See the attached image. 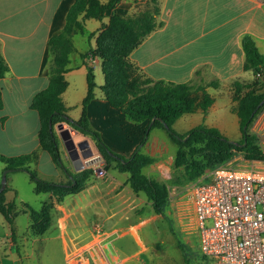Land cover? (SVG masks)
<instances>
[{
	"label": "crops",
	"instance_id": "crops-1",
	"mask_svg": "<svg viewBox=\"0 0 264 264\" xmlns=\"http://www.w3.org/2000/svg\"><path fill=\"white\" fill-rule=\"evenodd\" d=\"M107 1L100 0L101 3ZM73 2L0 0V52L8 66V72L0 79V155L17 157L37 152L38 159L30 163L29 168L43 179L46 174L39 170V163L45 159L52 167L54 183L67 181L49 155L39 147L38 115L30 109V102L48 84L52 60L48 40L63 29ZM143 4L141 0H118L105 11L102 20H83L82 31L72 34L74 50L68 56L64 75L67 87L61 96L70 119L76 121L80 117L87 91V69L81 55L94 49L102 26L112 15H132ZM159 7L158 21L163 25L132 51L130 61L146 77L154 80L192 85L217 82L215 88L206 89L213 98L209 110L204 114L182 115L173 123V130L185 134L197 126L215 128L230 142H239L242 135L239 118L233 111L237 102L232 101V86L234 81L248 83L254 78L252 71L243 69L241 39L244 36L254 41L264 58V0H159ZM90 59L88 63L91 65ZM92 70L96 87L86 110L90 128L100 135L112 152L124 158H129L137 150L155 159L150 166L151 171L144 174L160 181V177L153 175H161L163 168L173 162L176 147L166 131L160 128H153L146 142L141 144L147 122L132 123L112 109L101 90L104 80L100 61L95 62ZM222 93L226 94L227 101L219 104L217 99ZM73 97H76L74 102ZM71 109L76 111V115H69ZM184 126L188 129L183 130ZM91 146L95 147L93 141ZM60 152L68 171L77 172L64 146ZM1 164L0 178L5 167ZM10 173L6 174L7 202L13 201L7 197L8 193L15 194V190L8 187ZM126 178L128 174L115 170L100 177L94 170L93 178L81 192L67 195L61 202L48 194L43 203L53 202L50 220L53 233L46 239L58 242L65 262L68 256L79 252L89 255L92 264L136 262L139 254L156 250V246L149 249L141 240L139 232L143 227L160 217L166 218L165 215L177 222L176 200L173 202L169 198L165 215H157L142 194H135L129 188ZM4 224L8 228L4 218L0 219V244L3 245L0 264L22 262L26 256L25 248L22 247L24 253L15 251L20 258L17 261L13 257V249L16 250L14 230H6ZM186 257L185 264L186 260L189 261Z\"/></svg>",
	"mask_w": 264,
	"mask_h": 264
},
{
	"label": "trees",
	"instance_id": "trees-1",
	"mask_svg": "<svg viewBox=\"0 0 264 264\" xmlns=\"http://www.w3.org/2000/svg\"><path fill=\"white\" fill-rule=\"evenodd\" d=\"M141 1H144L142 8L132 15H112L107 24L102 26L94 49L81 55L87 69V91L81 104V115L76 121L69 118L61 99L67 87L64 75L67 72L68 56L74 50L71 36L77 31H82L83 20H102L105 11L118 0H108L106 3H101L100 0H74L67 11L63 29L49 38L48 49L52 60L48 84L45 89L32 97L30 109L36 111L38 115L37 138L40 149L66 173L68 180L66 183H54L39 179L36 172L29 168L30 163L37 161V152L17 157L0 155V162L5 165L4 170L24 171L29 174L34 183L35 194H49L57 202H61L67 195L81 192L94 176L92 167H85L75 173L65 168L54 127L58 124H66L93 141L104 161L106 172L115 170L128 174L126 184L135 194H142L150 202L155 214L163 215L168 206L169 189L166 183L148 178L142 171L154 159L137 150L129 158H124L112 152L100 135L90 128L86 110L88 103L94 97L96 85L88 60L93 57H97L100 61L104 80L101 90L108 105L132 123L147 122L141 144L146 142L153 128L166 131L176 147L173 166L175 169L182 170L181 176L185 182L190 183L200 179L207 171L229 162L237 153H242L247 160L264 158L257 143L258 138L251 131V124L256 115L264 108V101L262 102L264 100V58L258 52L254 41L249 36L241 39L244 52L243 69L252 71L254 78L248 83L234 81L232 86V101L237 102L233 111L239 118L241 140L237 143L230 142L217 129L203 126L192 128L185 134H178L172 128L173 123L185 114L206 113L213 104V98L209 96L206 89L215 88L217 82L192 85L154 80L146 77L134 66L129 59L132 51L142 43L145 37L163 25L161 21H158L159 0ZM7 72L8 66L0 52V79L4 78ZM7 190L5 187L0 192V215L13 232L15 203L6 201ZM24 206V212L29 214L31 221L30 234L32 236L44 234L50 225L53 202L42 203L38 210L32 209L27 204ZM186 264H189V261L186 260Z\"/></svg>",
	"mask_w": 264,
	"mask_h": 264
},
{
	"label": "built area",
	"instance_id": "built-area-1",
	"mask_svg": "<svg viewBox=\"0 0 264 264\" xmlns=\"http://www.w3.org/2000/svg\"><path fill=\"white\" fill-rule=\"evenodd\" d=\"M97 60L91 58L90 66ZM252 129L264 154V113ZM104 174L97 169L98 176ZM178 194L171 199L177 201V220L196 235L205 264H264V161L233 158ZM66 262L92 264L89 255L80 252Z\"/></svg>",
	"mask_w": 264,
	"mask_h": 264
},
{
	"label": "rangeland",
	"instance_id": "rangeland-1",
	"mask_svg": "<svg viewBox=\"0 0 264 264\" xmlns=\"http://www.w3.org/2000/svg\"><path fill=\"white\" fill-rule=\"evenodd\" d=\"M142 8V7H141ZM75 85V84H74ZM77 85V83H76ZM218 97V103L223 104L227 101V96L225 93H222ZM74 98L72 102H74ZM264 113V108L256 115L255 120ZM69 115H76V111L71 109L69 111ZM65 128H70V126L63 124ZM252 125V124H251ZM173 128V127H172ZM188 129V126H184L183 130ZM182 130V129H179ZM54 131L59 139L58 132L54 127ZM252 133H254L258 140L257 143L259 148L262 150L258 133L253 131L251 127ZM74 141L79 142L83 139H87L90 143L92 140L89 137L83 136L82 134H78L75 130L72 129L71 131ZM59 146L60 148L63 146L62 142L59 139ZM92 151L94 153V157H98L96 161H94L90 166L94 170L97 169H104L105 164L99 153L97 152L95 147H92ZM263 154V152H262ZM264 156V154H263ZM233 158H244L242 153H237ZM232 158V159H233ZM62 162L65 166V162L61 156ZM231 159V160H232ZM245 159V158H244ZM247 160V159H246ZM264 161V158L261 159ZM256 160V161H261ZM254 161V160H252ZM154 161L148 165L147 167L143 168V173L150 172V166L153 165ZM2 166L0 162V167ZM31 167H34L31 166ZM58 171L64 176V179H67L66 173L59 167ZM66 169H68L65 166ZM31 169V168H30ZM34 171V169H31ZM39 170L46 174V176L42 177L45 181L48 182H55L54 175L52 172V167L50 164L47 163L45 159H41L39 163ZM4 171V170H3ZM181 169H175L173 166V162L168 165V167H164L162 170L161 175L157 176L156 174L153 175L155 178L160 177V182L166 183L169 189V196H168V204L169 198L174 199L175 195L178 194L182 196L184 194L185 189L192 183V182H185L181 176ZM9 180H8V187L14 189L15 192L8 193V198L15 202V216H14V242L16 243V250H14L13 257L20 261L19 256L15 251H22L24 253V246L25 248V257L22 259V262H15L14 264H66L64 260V253L61 250L57 241L53 239H46L47 237L51 236L53 231V226L50 225L49 229L46 231L44 236H32L29 232V225L31 223L29 214L24 212L25 204L29 205L32 209L38 210L40 209L42 203L47 200L48 194H35L33 192V182L27 172L24 171H9ZM1 174V173H0ZM152 174V173H151ZM106 176L105 174L100 177ZM147 176V175H146ZM150 177V176H149ZM148 177V178H149ZM41 179V177H38ZM151 178V177H150ZM41 179V180H43ZM154 179V178H153ZM209 178L204 180L205 183H208ZM14 195V196H13ZM168 207V206H167ZM167 208L165 209L163 215H165ZM166 218H159L157 221L151 222L147 224L145 227L141 229L139 235L141 240L148 246L149 249H155L152 253L146 252L141 253L138 255V260L136 262L129 264H185V257L189 260V264H205L201 254L199 252L198 244H197V237L193 235L186 225H182L177 222L170 216L165 215ZM0 219H3L0 215ZM178 224V225H177ZM6 230V224H4ZM15 227V228H14ZM1 226H0V233H1ZM42 239V240H41ZM46 239V240H45ZM131 240L129 238V246L131 245ZM154 247V248H153ZM0 250L3 251V245L0 244Z\"/></svg>",
	"mask_w": 264,
	"mask_h": 264
},
{
	"label": "water",
	"instance_id": "water-1",
	"mask_svg": "<svg viewBox=\"0 0 264 264\" xmlns=\"http://www.w3.org/2000/svg\"><path fill=\"white\" fill-rule=\"evenodd\" d=\"M263 101L264 100H262V102ZM153 120L149 123L152 124ZM55 128L58 132L59 139L62 142L65 151L67 152L68 158L73 163L75 171H80L83 168L90 166L94 161L97 160L98 157H94V153L87 139L76 142L74 141L71 133L72 129L65 128L63 124H58L55 126ZM9 171L10 170L5 169L2 172L0 180V192H2L6 187V174Z\"/></svg>",
	"mask_w": 264,
	"mask_h": 264
}]
</instances>
